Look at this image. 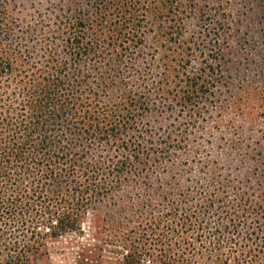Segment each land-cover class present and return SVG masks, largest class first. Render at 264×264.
Wrapping results in <instances>:
<instances>
[{"label": "trees", "instance_id": "16d2710c", "mask_svg": "<svg viewBox=\"0 0 264 264\" xmlns=\"http://www.w3.org/2000/svg\"><path fill=\"white\" fill-rule=\"evenodd\" d=\"M159 1L162 12L154 16L147 7L132 8L129 0L73 2L67 22L55 23L54 36L44 38L43 55L22 58L31 74L16 75L14 62L0 56V264H29L31 252L48 237L80 230L81 217L93 206L112 200L126 183L146 182L153 168L185 150L190 135L202 132L213 118L208 107L221 100L217 88L230 40L225 6L212 8L210 0ZM2 17L0 38L11 43L18 27L3 25ZM188 21L195 30L182 42ZM152 33H164L184 48L176 75L185 84L175 105L179 116L173 131L158 142L146 119L170 107L150 87L156 68ZM17 48L21 54L23 47ZM193 55L196 75L190 69ZM122 95L128 105L118 108ZM109 107L110 120L101 121L98 113ZM196 195L203 205L195 208L200 212L195 231L211 234L217 251L227 252L220 264H254L264 254V200L216 175L208 186L197 184ZM179 196L182 201L162 213L190 227L196 211L185 195ZM169 199L166 194L162 201ZM150 211L140 207L134 215ZM247 246V254L236 255ZM146 257L134 251L126 264H142ZM158 263L173 264L167 256Z\"/></svg>", "mask_w": 264, "mask_h": 264}, {"label": "rangeland", "instance_id": "374dc122", "mask_svg": "<svg viewBox=\"0 0 264 264\" xmlns=\"http://www.w3.org/2000/svg\"><path fill=\"white\" fill-rule=\"evenodd\" d=\"M76 1L86 5V0H0L2 24L18 27L11 42L14 47L0 38V56L14 62L16 75L23 71L31 74L22 58L43 55L44 38L54 36V24L70 17L69 9ZM129 4L134 5L132 8L147 7L152 16L162 12L159 0H129ZM209 5L225 6L231 24L224 78L222 87L217 88L221 100L208 107L213 118L203 125L202 132L190 135L185 150L170 162L153 168L146 182L126 183L117 189L112 200L93 206L81 217L80 230L58 238L48 237L42 247L31 252L29 264H126V258L134 251L147 256L142 264H160L161 256L169 257L173 264L221 263V254L227 252L217 251L211 234L201 236L195 231L200 216L195 208L203 205L196 195V186H208L209 179L216 175L226 184L250 188L251 193L264 200V0H210ZM111 22L112 16L106 23ZM69 24L72 26L73 21ZM194 30L195 24L188 21L182 42ZM168 40L164 33L158 36L152 33L149 41L154 47L156 67L151 73L150 87L155 98L159 102L167 100L170 107L169 111L146 119L156 142L173 131L171 124L179 116L175 105L185 90V84L176 80L184 48ZM17 47H23L21 54L17 53L20 51ZM190 60V69L196 75L198 60L195 55ZM115 105L124 108L128 101L122 95ZM112 112L109 107L98 116L101 121H108ZM166 194L172 200L163 202ZM181 194L196 211L190 227L173 216L163 215L167 212L162 213L172 203L182 201ZM140 207L154 211H150V216L134 215ZM124 210L127 212H121ZM157 224L159 227L154 229ZM185 241L191 246L184 245ZM248 251L247 246L236 255ZM254 264H264V254Z\"/></svg>", "mask_w": 264, "mask_h": 264}]
</instances>
